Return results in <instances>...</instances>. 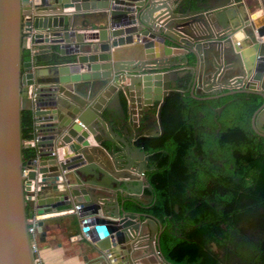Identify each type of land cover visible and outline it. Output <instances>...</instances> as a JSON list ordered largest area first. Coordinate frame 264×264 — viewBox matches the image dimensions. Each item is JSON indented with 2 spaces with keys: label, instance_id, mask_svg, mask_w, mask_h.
Listing matches in <instances>:
<instances>
[{
  "label": "water",
  "instance_id": "obj_1",
  "mask_svg": "<svg viewBox=\"0 0 264 264\" xmlns=\"http://www.w3.org/2000/svg\"><path fill=\"white\" fill-rule=\"evenodd\" d=\"M22 26L33 44L57 45L65 62L36 69L22 61ZM262 37L264 0H0V264H33L29 206L37 216L77 207L80 233L108 240L114 264H172L160 251V223L130 207L152 200L143 143L157 137L152 130L162 135L171 94L201 102L245 95L248 107L258 104L250 127L261 131ZM131 44L138 54L110 50ZM23 111L36 151L25 162ZM31 182L40 184L33 203ZM32 225L44 242L42 220Z\"/></svg>",
  "mask_w": 264,
  "mask_h": 264
},
{
  "label": "flooded vegetation",
  "instance_id": "obj_2",
  "mask_svg": "<svg viewBox=\"0 0 264 264\" xmlns=\"http://www.w3.org/2000/svg\"><path fill=\"white\" fill-rule=\"evenodd\" d=\"M244 111V108L224 109L215 116L213 125H203L199 121L205 110H196L194 119L198 123L193 125V134L203 135L205 139L201 145L196 143L190 148L183 164L184 179L181 181H184L185 193L193 202L192 208H199L203 215L202 224L190 228L201 229L203 240L218 255L220 264H264V255L257 253L256 246L264 240V125H261V131H256L257 134L248 120L247 127L255 137L249 145L238 140L233 144L216 139L225 127L241 122L246 115ZM173 116L170 117L173 119ZM150 133L157 136L155 139L163 135L158 130ZM148 143H143L148 156L144 165L149 169L144 175L152 200L144 199L142 202L148 203L147 206H140L146 210L155 202L149 179L150 174L158 169L156 154L166 156L170 162L176 151L173 146L152 150ZM176 170L175 163L170 162L165 173L173 177ZM144 192L147 196L148 193ZM213 217H216L215 222L211 219ZM213 238H217L220 246H215ZM230 249L232 255H229Z\"/></svg>",
  "mask_w": 264,
  "mask_h": 264
},
{
  "label": "trees",
  "instance_id": "obj_3",
  "mask_svg": "<svg viewBox=\"0 0 264 264\" xmlns=\"http://www.w3.org/2000/svg\"><path fill=\"white\" fill-rule=\"evenodd\" d=\"M29 60V52L23 49L22 61ZM33 62L36 67L41 65L36 58L33 59ZM244 98L245 95L239 94L201 102L193 100L187 95L180 97L178 94H171L165 99L161 110L163 135L160 138L150 140L148 146L152 150L173 146L176 151L170 162L175 163L177 170L173 177L166 174L165 168L170 165L169 159L164 155L156 154L158 169L150 174L149 179V184L154 190L155 202L147 210L133 205H130V207L133 211L145 212L153 216L161 224L162 231L159 235L160 251L164 258L172 264H220L218 255L203 240L201 229L191 230L192 228H190L191 225L202 224L203 215L199 208H192L193 202L189 200L185 193L186 187L184 181H181V179H184L183 164L190 148L196 143L201 145L205 139L203 135L194 136L193 134V125L198 123L194 119L195 111L199 109L205 110L204 117L199 123L213 125V110L232 100L233 104L230 106L234 109L244 108L246 115L236 126L225 127L216 139L224 143L232 142L233 144L238 140V142L248 145L254 141L255 137L251 134L247 124L251 112L258 104L248 107L244 103ZM171 114L174 115L173 119L170 117L172 116ZM31 126L30 112L23 111L21 115L23 141L31 139ZM22 154L25 162L34 159L36 151L35 149L24 148ZM248 156H250L249 153ZM262 198H264V194ZM174 207L177 208L176 211ZM30 208V206L27 208L28 214L31 213ZM211 219L214 222L216 221V217ZM191 231L193 233H190ZM212 240L215 242V246H220L217 238ZM256 246L257 253L264 255V240L260 241ZM230 252L229 255H232L231 249Z\"/></svg>",
  "mask_w": 264,
  "mask_h": 264
},
{
  "label": "crops",
  "instance_id": "obj_4",
  "mask_svg": "<svg viewBox=\"0 0 264 264\" xmlns=\"http://www.w3.org/2000/svg\"><path fill=\"white\" fill-rule=\"evenodd\" d=\"M67 10L70 11V9ZM245 11L246 15L249 16L251 9L245 8ZM251 13L252 17H254L253 14H256V17H261L262 15V11L259 8H254ZM260 39L262 42L264 41L263 37ZM131 46H133V48H131ZM31 49L34 52H38L36 56L32 58L30 56V61L33 62V59L36 58L41 64L39 67H36L35 64L32 63L33 67L36 69L50 68L65 62L64 59L58 56L57 45L32 43ZM110 50L118 52L124 57L133 56L140 52L137 44L111 48ZM226 104V109H232L230 106L233 104L232 100L230 103ZM39 185L40 184H37L36 186ZM144 194L146 196L145 192ZM47 196H52V192L46 191L44 197ZM38 197H40L38 193L35 194V198ZM31 210L30 208V212ZM29 218L34 221L42 220L43 222V230L45 231L44 242H38V257L42 264H108L109 259L106 255H109L107 250L109 248V241L104 240L90 243L89 240L80 233L81 223L75 214L74 206L46 210L44 214L40 216L35 215L33 211L30 213ZM110 259H113V257L110 256ZM109 262L111 264L115 263Z\"/></svg>",
  "mask_w": 264,
  "mask_h": 264
},
{
  "label": "built area",
  "instance_id": "obj_5",
  "mask_svg": "<svg viewBox=\"0 0 264 264\" xmlns=\"http://www.w3.org/2000/svg\"><path fill=\"white\" fill-rule=\"evenodd\" d=\"M27 2H30V0H27ZM22 20L23 21L28 20V14H24L22 16ZM31 36H32V34L28 31V26H22V37L24 39V50L29 52V54L32 58L34 56V51L31 49V45H32V37ZM27 98H28V92H27ZM31 128H32L31 139L24 141L23 143L25 145V148L35 149V136H34V132H33V123H32ZM28 172H29L28 166H24L23 170H22V175L25 179H27ZM36 185H34L33 182H31V184L29 185V189L25 192L26 197L29 198V200H28L29 203H33V201L35 200V194L38 191V186H36ZM76 209H77V207H75V210ZM29 221L31 222V224L28 226L27 231H28L30 241H31L30 250H31L32 258H33V264H42V262L40 261V259L38 257V239H37L38 237L36 235L35 228L32 225L34 220L29 218Z\"/></svg>",
  "mask_w": 264,
  "mask_h": 264
},
{
  "label": "rangeland",
  "instance_id": "obj_6",
  "mask_svg": "<svg viewBox=\"0 0 264 264\" xmlns=\"http://www.w3.org/2000/svg\"><path fill=\"white\" fill-rule=\"evenodd\" d=\"M237 124H239V122H237Z\"/></svg>",
  "mask_w": 264,
  "mask_h": 264
}]
</instances>
